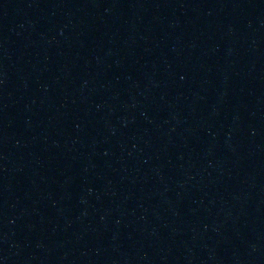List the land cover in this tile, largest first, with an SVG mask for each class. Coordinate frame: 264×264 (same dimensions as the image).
<instances>
[{
  "label": "water",
  "instance_id": "water-1",
  "mask_svg": "<svg viewBox=\"0 0 264 264\" xmlns=\"http://www.w3.org/2000/svg\"><path fill=\"white\" fill-rule=\"evenodd\" d=\"M0 264H264V0H0Z\"/></svg>",
  "mask_w": 264,
  "mask_h": 264
}]
</instances>
